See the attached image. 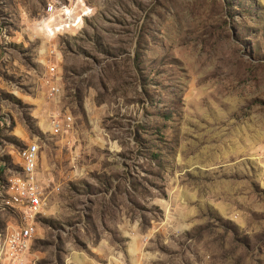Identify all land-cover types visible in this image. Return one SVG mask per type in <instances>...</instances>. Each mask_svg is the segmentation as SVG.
Returning a JSON list of instances; mask_svg holds the SVG:
<instances>
[{
	"label": "rangeland",
	"instance_id": "1",
	"mask_svg": "<svg viewBox=\"0 0 264 264\" xmlns=\"http://www.w3.org/2000/svg\"><path fill=\"white\" fill-rule=\"evenodd\" d=\"M27 144L24 264H264V0H0V238Z\"/></svg>",
	"mask_w": 264,
	"mask_h": 264
},
{
	"label": "built area",
	"instance_id": "2",
	"mask_svg": "<svg viewBox=\"0 0 264 264\" xmlns=\"http://www.w3.org/2000/svg\"><path fill=\"white\" fill-rule=\"evenodd\" d=\"M54 10V5L51 4V10ZM53 71V68H51ZM49 95L53 97V92H56L54 86L48 90ZM51 127L54 133L61 132L65 125L68 124L66 115L59 118L56 115L51 116ZM23 148L24 166H34V174L30 181L22 183H14V191L10 194V199L5 200V207L8 208L10 203H18L19 213H22V221L16 222V225H11V237H13V245L9 249V257L5 264H24L23 248H30L31 241L34 240L37 233V218L46 207L44 190L41 188L36 173L39 161V151L27 144ZM33 151V159L24 161V152Z\"/></svg>",
	"mask_w": 264,
	"mask_h": 264
},
{
	"label": "bare ground",
	"instance_id": "3",
	"mask_svg": "<svg viewBox=\"0 0 264 264\" xmlns=\"http://www.w3.org/2000/svg\"><path fill=\"white\" fill-rule=\"evenodd\" d=\"M51 10V4H49L46 8V11ZM32 147H34L36 150L39 151V146L38 144H30ZM20 159H23V149L20 151ZM33 159V151H25L24 152V161H31ZM22 169L24 173L27 175L26 181H30V179L33 177L34 174V166H24V162H21ZM13 245V237H11V231L8 230L4 232V235L2 238H0V260L2 257L5 256L4 251H8L9 254V249ZM28 248H23V256L24 253L26 252Z\"/></svg>",
	"mask_w": 264,
	"mask_h": 264
}]
</instances>
